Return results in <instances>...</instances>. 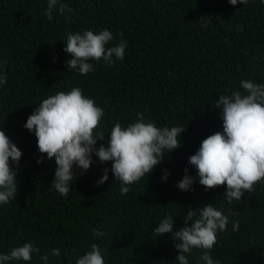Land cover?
<instances>
[{"label":"trees","instance_id":"obj_1","mask_svg":"<svg viewBox=\"0 0 264 264\" xmlns=\"http://www.w3.org/2000/svg\"><path fill=\"white\" fill-rule=\"evenodd\" d=\"M59 2L73 11L63 15L54 11L49 22L43 15L47 0H0V74L7 76V84L0 86V130L22 151L17 195L0 205V254L31 242L40 254H49V264H75L96 243L105 264H176L178 241L167 233L155 237L153 228L171 215L174 230H179L189 208L213 203L218 209L223 206L229 223L227 231L217 233L211 257L220 264H264V182L232 204L223 195L225 186L205 191L198 179L190 191L176 186L185 168L196 176L188 158L201 141L223 131L215 101L222 94L243 92L241 80L264 83V4L259 0L235 6L228 0ZM103 29L114 37L106 47L126 40L123 60H115L111 67L94 62V71L87 75L67 71L65 61L71 56L63 51L65 34ZM73 87L104 109L96 131L105 136L96 147L107 146V133L116 122L127 126L138 112L157 127H185L181 146L165 153L149 176L123 196L111 162L101 164L95 155L66 197L50 191L54 160L37 163L41 157L36 137L23 124L43 99ZM104 168L109 169L108 180L97 186ZM165 172L167 179L162 180ZM233 221L239 223L237 231L232 230ZM97 229L105 235L93 236ZM53 248L61 257L51 255ZM186 255L189 264H202L200 250ZM30 264L43 262L33 254Z\"/></svg>","mask_w":264,"mask_h":264},{"label":"clouds","instance_id":"obj_2","mask_svg":"<svg viewBox=\"0 0 264 264\" xmlns=\"http://www.w3.org/2000/svg\"><path fill=\"white\" fill-rule=\"evenodd\" d=\"M247 5L249 0H228L232 6ZM264 4V0H259ZM63 15L73 10L59 0H47L43 15L49 22L53 12ZM70 20V16H65ZM63 51L71 58L65 61L67 71L87 75L94 71L93 63L101 61L109 67L115 60H123L127 42L121 39L115 46L106 47L114 37L111 31L103 29L98 33L92 30L67 32ZM122 37V34H120ZM115 58V59H114ZM6 63V61L4 62ZM7 84L6 74H0V86ZM241 91L230 95L222 94L215 101V108L221 109L223 131H217L201 141L199 149L188 158V164L196 170V176L188 175L184 169L182 179L177 183L181 191H190L197 182L205 191L225 186L223 193L228 204L240 202L244 193L251 194L257 183L264 182V83L253 80H241ZM104 109L96 106L93 99L85 96L79 87L70 91H59L49 95L34 108L23 127L36 137L40 159L54 160V175L50 181V191L67 196L77 175L86 172L93 163V155L103 164L111 162L114 181L119 182L120 195L130 191L162 162L165 153L181 146V133L185 127H157L146 120L143 113H136L135 121L122 127L116 122L108 132L107 146L100 144L105 133L96 131ZM22 151L0 130V205H7L15 199L18 191L17 170ZM74 168L80 171L76 173ZM96 181L97 186L108 180V168ZM167 172L161 177L167 179ZM184 227L174 230V217L166 215L153 228L155 237L171 234L178 241L174 247L178 252L176 264H189L188 255L193 249L201 251L202 264H220L210 252L217 243V233L227 231L229 218L223 212V206L217 208L213 203L191 209L183 216ZM190 222V226L189 225ZM239 229L238 221L232 222V230ZM99 229L93 236L103 237ZM41 250L31 242L15 246L6 254H0V264L30 262L37 254L43 264H49V254H40ZM53 257H61L58 248L51 249ZM75 264H105L104 255L98 244L93 243L90 250L79 256Z\"/></svg>","mask_w":264,"mask_h":264}]
</instances>
